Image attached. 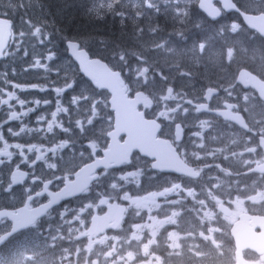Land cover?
I'll list each match as a JSON object with an SVG mask.
<instances>
[{
	"label": "flooded vegetation",
	"instance_id": "flooded-vegetation-1",
	"mask_svg": "<svg viewBox=\"0 0 264 264\" xmlns=\"http://www.w3.org/2000/svg\"><path fill=\"white\" fill-rule=\"evenodd\" d=\"M233 1L240 13L224 12L217 22L197 7V17L188 12L189 29H205L210 43L214 30L217 35L214 46L200 47L207 51L200 58L196 47L190 49L191 71L155 72L151 81L143 75L139 86L129 89L131 96L142 92L151 99L140 112L155 125L157 144L192 174L171 170L177 163L171 155L151 160L138 152L130 164L113 170L123 183L150 186L146 201L136 198V205L128 193L122 196L123 225L137 230L138 242L169 247H156L138 264H264V101L251 85L264 84V54L246 45L241 49L238 42L245 33L264 45L242 16L264 15V0ZM223 30L232 35L224 45ZM72 67L67 77L49 74L46 88L14 89L0 81V214L46 205L108 149L115 120L110 96ZM69 83L74 87L62 96L40 90ZM57 105L66 111H56ZM106 173L111 172H102L100 181ZM12 227L9 219L1 220L0 237ZM236 227L244 231L246 247L239 246Z\"/></svg>",
	"mask_w": 264,
	"mask_h": 264
},
{
	"label": "rangeland",
	"instance_id": "rangeland-1",
	"mask_svg": "<svg viewBox=\"0 0 264 264\" xmlns=\"http://www.w3.org/2000/svg\"><path fill=\"white\" fill-rule=\"evenodd\" d=\"M129 3H134L136 0H127ZM194 1L196 0H144L142 4L143 15H140L141 18L147 17L149 14H146L147 7L151 5L156 6V11H165L172 12L173 19L175 22L179 24V21L182 23H188L187 17L185 15V8L194 6ZM96 7H101L105 9V11H118L121 13L127 14L128 10H131V6L126 4V1L120 0H94ZM135 6H138V3H135ZM147 6V7H146ZM42 6L35 0H0V11L6 12L8 17H11L16 24L17 34L13 39L12 51L11 55L8 57L13 64L17 63L18 60L28 58L29 56L34 57L35 55H53L54 54V44L55 42L65 43V41L58 37L57 32L50 25L47 24L46 17L41 13ZM181 10V13H177V11ZM135 10V14L133 15L134 20L140 18ZM136 25V23H135ZM189 25V24H187ZM216 31V30H215ZM189 30L187 31V33ZM213 33V37L217 35ZM171 39H175L174 36H170ZM27 40V46H25V41ZM48 40V43H46ZM228 42L227 37H224L220 44L224 45ZM163 44H160L158 47L159 52L163 50ZM112 48V47H111ZM175 50L171 49L170 46L167 47V50L161 52L164 56L174 55ZM163 56V57H164ZM136 59V58H135ZM141 63L140 60L136 59V64ZM49 64V63H48ZM129 74V73H128ZM132 76V79L135 83H138V80L141 78L140 72H135L133 74H129ZM18 89V88H15ZM72 163V162H71ZM113 175H109L107 179L111 182L113 179ZM117 186L118 189L110 188L106 189L111 195L116 196L118 198L123 196L125 193H128L130 196V201L136 205V198H142L144 195L150 193V186H146L143 188L140 185L123 183L120 177L117 178ZM97 196L94 193H88V195L82 200V203L86 201L93 202ZM73 206L77 207L76 209H70V207L63 208L59 212V217L57 219H49L45 223H43L44 230L42 234H35L38 237L50 236L53 239L62 242L63 240L71 241L74 245L77 246L75 251L67 252L66 261L74 260L72 264L78 263L77 252L81 249L89 252V250L95 253V259L99 260L98 264H138L146 257L150 256L152 250L156 247H160L159 250L169 249L166 243L157 244L154 240H149L148 243H141L136 241V245L139 249V258H133L127 253V249L129 246V241L134 238V235L128 233L124 230H121L117 235H108V237L100 243L95 242L93 248L91 247L88 250L87 245L76 244L74 233L70 234L67 232L70 226H73V221L70 219V215L72 218L78 217L81 209V204L76 203ZM98 208V206H96ZM151 214V213H150ZM92 215L89 213V219L86 220V217H83V222L78 223L77 227L82 229L85 228L86 235H88V225ZM81 239H85L84 233H79ZM103 243L106 245H110L116 248V252L114 254V260L108 261L106 258V252L103 250ZM92 262V263H93ZM86 263V264H92Z\"/></svg>",
	"mask_w": 264,
	"mask_h": 264
},
{
	"label": "trees",
	"instance_id": "trees-1",
	"mask_svg": "<svg viewBox=\"0 0 264 264\" xmlns=\"http://www.w3.org/2000/svg\"><path fill=\"white\" fill-rule=\"evenodd\" d=\"M35 1L43 7L40 10L41 13L48 20L47 24L57 32L59 38L79 42L93 57L106 58V60H110L109 56L120 53L126 54L128 58H139L143 52L146 51L147 53L157 41L151 33L157 30L169 31L175 28L172 21L164 18L168 15L165 12L160 14L150 12L147 17L141 19L140 13L143 12L144 0H136L132 4L127 0H120L126 1L128 6L133 5V7H135V3H138L136 11L140 18L137 20L132 19L135 13L134 9L128 10L127 14L118 11L107 12L102 6L96 7L94 0ZM155 7L153 4L147 8L154 9ZM60 46L62 47L60 52L66 56L67 53L62 40H60ZM43 230L44 226L33 231L32 237L25 238L33 262H27V254L24 252L16 251L9 256L11 264H36L40 262L60 264L59 254L64 250L75 248L74 244L67 240L53 242V238L50 236L38 237L35 235L42 234Z\"/></svg>",
	"mask_w": 264,
	"mask_h": 264
},
{
	"label": "water",
	"instance_id": "water-1",
	"mask_svg": "<svg viewBox=\"0 0 264 264\" xmlns=\"http://www.w3.org/2000/svg\"><path fill=\"white\" fill-rule=\"evenodd\" d=\"M219 2L222 3L223 9L227 12L238 11L232 0H200L199 7L209 18L217 20L220 18L221 11L215 6V3ZM244 17L247 25L264 37V16ZM11 28L12 25L10 21L0 20V59L9 43ZM72 45L77 46L76 50L78 55H73ZM67 46L70 51V56L80 66L83 75L92 81L97 88L109 91L112 95L110 103L116 115L115 131L111 135L112 143L105 158L94 166L85 169L79 176V178H81H78V181L76 180L77 182L69 183L67 185L68 188L51 206L46 209L44 208L43 211H38L23 217L22 221L14 225L12 231L13 235L34 224L40 218H43L51 208L59 205L61 202L68 201L81 195L93 181L89 179V176L97 170L103 168L110 169L112 165L119 167L125 163V161L129 160L130 155L135 150L142 151L149 157H151L152 154L151 147L146 146V143L149 141L147 134L141 132V129L147 126V123L142 122V120H144L143 115L138 113L141 96L139 95L134 100H130L126 96V89L124 88V83L119 74L111 72L108 66L100 60H91L90 55L86 51L81 50L80 44L68 43ZM261 96L264 98V93L261 94ZM124 134L128 136V140L125 145H121L119 143V138ZM114 220L117 221V223L113 229H116L122 220V215L118 213V211H115V213H112L111 217L107 218L108 224ZM102 226L103 223L98 221L93 231L97 233ZM8 239L1 242V244L5 243Z\"/></svg>",
	"mask_w": 264,
	"mask_h": 264
},
{
	"label": "snow or ice",
	"instance_id": "snow-or-ice-1",
	"mask_svg": "<svg viewBox=\"0 0 264 264\" xmlns=\"http://www.w3.org/2000/svg\"><path fill=\"white\" fill-rule=\"evenodd\" d=\"M72 48H73V55H78V53H77V46L76 45H72ZM53 59V57L52 56H49L48 57V60L49 61H51ZM40 62L39 61H37V64H39ZM41 67L43 68V69H47L48 68V65L47 64H44V65H41ZM74 87V84H72V83H69V84H67L65 87H57V88H55V89H40L41 91H49V90H51L52 92H53V97H57L58 95H63V94H65L69 89H72ZM51 101H44V104H45V106H47V104L48 103H50ZM70 102L71 103H74V101L70 98ZM36 103L37 104H39L40 103V101L39 100H37L36 101ZM56 111H66V109L65 110H62V109H60L59 108V106L57 105V107H56ZM49 131H51V128H49Z\"/></svg>",
	"mask_w": 264,
	"mask_h": 264
},
{
	"label": "bare ground",
	"instance_id": "bare-ground-1",
	"mask_svg": "<svg viewBox=\"0 0 264 264\" xmlns=\"http://www.w3.org/2000/svg\"><path fill=\"white\" fill-rule=\"evenodd\" d=\"M114 26H115V25H114ZM109 27H110V26H109ZM104 28H105V27H104ZM113 28H114V27H113ZM116 28H117V27H116ZM106 29H107V28H106ZM114 29H115V28H114ZM109 30H110V28H109ZM116 30H117V29H116ZM116 30H115V31H116ZM120 31H121V30H120ZM169 31H171V30H169ZM110 32H111V31H110ZM119 34H120V33H119Z\"/></svg>",
	"mask_w": 264,
	"mask_h": 264
}]
</instances>
